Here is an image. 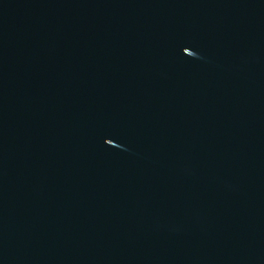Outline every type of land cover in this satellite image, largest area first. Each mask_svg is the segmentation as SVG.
Instances as JSON below:
<instances>
[{
    "label": "water",
    "instance_id": "water-1",
    "mask_svg": "<svg viewBox=\"0 0 264 264\" xmlns=\"http://www.w3.org/2000/svg\"><path fill=\"white\" fill-rule=\"evenodd\" d=\"M0 264H264V0H0Z\"/></svg>",
    "mask_w": 264,
    "mask_h": 264
}]
</instances>
